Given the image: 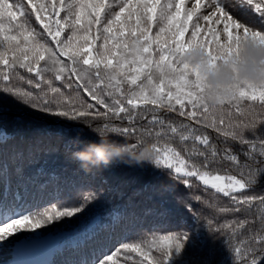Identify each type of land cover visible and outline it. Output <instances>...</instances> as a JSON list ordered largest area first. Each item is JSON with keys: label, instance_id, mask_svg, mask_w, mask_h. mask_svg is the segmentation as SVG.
<instances>
[{"label": "snow or ice", "instance_id": "snow-or-ice-1", "mask_svg": "<svg viewBox=\"0 0 264 264\" xmlns=\"http://www.w3.org/2000/svg\"><path fill=\"white\" fill-rule=\"evenodd\" d=\"M249 39L264 43V0H0V264H24L16 256L44 238L36 230L67 217L76 221L73 264H213L211 250L196 254L201 214L181 203L176 187L194 180L212 192L205 203L231 217L206 218L212 239L230 247L233 264H264V193L255 191L264 183V86L242 84L213 111L200 69L182 59L200 47L215 65ZM25 106L60 119L38 126ZM96 120L105 131L135 137L133 148L149 142L152 162H113L84 175L73 168L69 177L74 142L93 132L81 124ZM56 137L63 151L45 147ZM120 168L153 173L142 190L173 195L174 205L162 199L140 210L129 200L98 218L86 215L96 193L69 192L67 206L29 211L28 191L61 182L98 179L105 192H119L124 182L105 173ZM185 209L191 223L182 220ZM149 215L162 221L152 228L163 234L141 231ZM132 232L138 242L117 239Z\"/></svg>", "mask_w": 264, "mask_h": 264}, {"label": "trees", "instance_id": "trees-1", "mask_svg": "<svg viewBox=\"0 0 264 264\" xmlns=\"http://www.w3.org/2000/svg\"><path fill=\"white\" fill-rule=\"evenodd\" d=\"M18 86L24 88L25 90H34L26 82H19ZM81 96L88 103H95L91 100L87 93L83 92V90H81ZM25 108H28L29 115H31L36 124L41 127H54L56 120L60 119L52 118L45 113L32 110L28 106H25ZM101 110H103L102 107ZM103 124V120H96L93 122V126L103 127ZM81 126L85 127L83 124H81ZM208 131L213 137L216 136V133L213 130L209 129ZM111 138L129 145L136 143L135 137H122L117 134H112ZM89 140H98V137L95 133L90 132ZM45 147L57 148L60 151H63V141L59 137H56L52 141L46 142ZM235 147H238V145ZM55 163L57 167H63L64 165L63 160H56ZM73 168L81 169L76 162L72 161V163L68 166L67 175L69 177H71ZM85 173L86 172L83 171L81 172V175H84ZM105 175H115L120 177L124 182L121 191L113 193L105 192L104 187L100 184L98 179H86L82 183L78 182L75 187H69L61 182L59 186L54 184L51 191L48 192H45L40 188H34L31 191H28L27 195L31 197L29 203L32 205L29 208V211L39 213L45 210H54L53 205L57 208L61 207L62 204L67 206V202L70 199L69 192H72L73 194L81 192L84 194L89 192L96 193L99 199L89 204L86 215L96 216L98 218L107 217L109 211L115 210L129 200L137 204L140 210L155 207L161 203L162 199L168 206L171 207L174 205L173 195H165L161 197L159 194H152L142 190L143 184L153 179V173L151 172L137 173L129 168H120L108 171ZM176 187L179 196L183 197L181 203L190 204L193 211L201 214L197 227H201L199 229V239L203 245L196 250V254L201 257H207L209 256L211 250L213 264H233L234 256L230 247L219 237L213 240L209 234V225L207 224V219H212L213 217L220 220L221 223L223 222V219H231V217L221 218V216L217 215V213L205 203V201L213 200L212 192L211 190L205 192L203 186L197 181H193V186L191 188L186 187L182 183L177 184ZM255 191L258 194L264 193V183L258 185ZM197 196L201 197L200 201L196 200ZM219 200L221 204L227 203L226 198L222 196ZM182 220L191 223L192 212L185 209L182 213ZM53 223L58 225V227L53 228L52 225H46L44 229L36 230L38 233H42L44 236L43 240L49 242V247H47L49 254L44 255L43 257H38L34 253L32 255L33 257H31V261L35 264H51L52 261H56L57 264H73V262L78 258V253L74 250V243H71L72 233L70 231L75 227L76 221H74L71 217H67L61 221H54ZM153 223H162V221H159L158 218L151 215L147 216L144 220V227L141 231L147 235L148 238H151V232L154 230L158 231V234H163L162 232H159V230L152 228ZM215 227V224L211 226V228ZM168 230L175 231L176 229L169 228ZM222 235L223 234H221V236ZM117 239L121 242H138L140 237L137 233L132 232L129 234H121L117 237ZM113 243L115 244V247H119L118 243L115 241ZM115 247H112L111 250L115 251ZM25 251L26 250L22 252ZM135 258L139 259V256L137 255ZM172 264H177V260H173Z\"/></svg>", "mask_w": 264, "mask_h": 264}, {"label": "clouds", "instance_id": "clouds-1", "mask_svg": "<svg viewBox=\"0 0 264 264\" xmlns=\"http://www.w3.org/2000/svg\"><path fill=\"white\" fill-rule=\"evenodd\" d=\"M185 63L200 69L204 83V102L213 111H219L223 101L235 96L242 84L264 86V43L254 40H241L228 60H220L215 65L208 62L207 53L200 47L186 51L182 57ZM98 140L74 142L69 159L90 172L113 162L129 166L151 163L154 153L151 144L144 142L133 148L111 138L112 133L101 126L85 124Z\"/></svg>", "mask_w": 264, "mask_h": 264}, {"label": "rangeland", "instance_id": "rangeland-1", "mask_svg": "<svg viewBox=\"0 0 264 264\" xmlns=\"http://www.w3.org/2000/svg\"><path fill=\"white\" fill-rule=\"evenodd\" d=\"M37 246H39V244H38ZM37 248H38V249H37L38 251H41V250L39 249V247H37Z\"/></svg>", "mask_w": 264, "mask_h": 264}]
</instances>
